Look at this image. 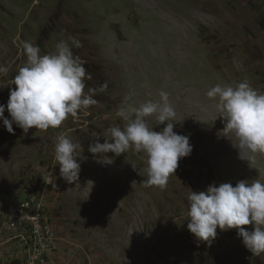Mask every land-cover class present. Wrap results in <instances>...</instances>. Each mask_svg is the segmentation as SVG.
<instances>
[{"label":"rangeland","instance_id":"rangeland-1","mask_svg":"<svg viewBox=\"0 0 264 264\" xmlns=\"http://www.w3.org/2000/svg\"><path fill=\"white\" fill-rule=\"evenodd\" d=\"M69 37L79 40L72 51L90 77L84 92L95 89L98 103L47 131L13 124L9 133L0 120V264H264L237 229L217 228L209 244L185 218L192 191L264 182V154L241 159L217 101L206 96L242 80L264 92V0H0V66L8 68L0 104L26 63L25 41L47 54ZM161 90L176 111L174 131L193 146L163 189L144 186L143 153L109 152L102 158L112 162L99 163L88 151L96 135L103 143L109 126H123L121 108L159 100ZM146 119L156 131L165 126ZM60 134L81 146L77 182L54 164ZM31 208L46 230L33 239L36 248L22 228L25 213L37 214Z\"/></svg>","mask_w":264,"mask_h":264},{"label":"clouds","instance_id":"clouds-1","mask_svg":"<svg viewBox=\"0 0 264 264\" xmlns=\"http://www.w3.org/2000/svg\"><path fill=\"white\" fill-rule=\"evenodd\" d=\"M71 42V44L69 43ZM72 46L80 47L75 37L61 39L51 53L41 54L31 42L23 43L26 63L21 66L9 89L8 101L0 104V120L9 133L13 124L28 133L30 128L47 131L58 128L69 117H75L81 109H88L98 102L93 98L95 89L84 92L85 79L90 78L84 62L73 54ZM8 68L0 66V73ZM107 84L100 86V91ZM206 96L217 101V117L224 123L225 136L234 134L241 159L250 155L264 154V92L254 89L249 81L242 80L235 85L216 84L207 90ZM11 119L4 115L5 110ZM123 126H109L99 134L88 151L97 156L99 163H111L102 154L109 152L116 156L132 150L143 153L145 187L167 186L170 175L176 172L178 161L192 152L193 146L188 135L174 131L176 111L167 92H159V100H147L138 107L128 105L119 110ZM154 117L156 125H165L159 131L150 127L148 117ZM165 122H167L165 124ZM80 144L60 134L54 146V164H59V174L68 183L77 182L81 164ZM133 166V165H132ZM134 167V166H133ZM135 168V167H134ZM53 177L46 182L53 183ZM187 229L197 241L211 244L220 230L237 229L244 246L254 255L264 253V182L260 179L240 180L235 186L230 182L209 184L204 191H192L187 196ZM253 225L252 230L245 225Z\"/></svg>","mask_w":264,"mask_h":264},{"label":"built area","instance_id":"built-area-1","mask_svg":"<svg viewBox=\"0 0 264 264\" xmlns=\"http://www.w3.org/2000/svg\"><path fill=\"white\" fill-rule=\"evenodd\" d=\"M36 210V209H35ZM33 208H31V211H35ZM37 212V210H36ZM39 215L38 212L32 213V212H27L25 213V218L23 219L22 222V228L23 230L26 231L28 241L33 244V247L36 248L38 245H36L33 241V239L37 238V233L42 232L45 234V228L43 222L39 221L38 219Z\"/></svg>","mask_w":264,"mask_h":264}]
</instances>
